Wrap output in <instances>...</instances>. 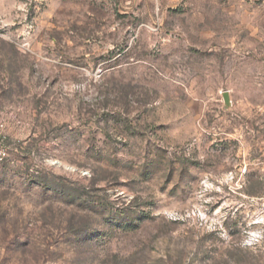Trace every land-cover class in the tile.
<instances>
[{
	"label": "rangeland",
	"instance_id": "374dc122",
	"mask_svg": "<svg viewBox=\"0 0 264 264\" xmlns=\"http://www.w3.org/2000/svg\"><path fill=\"white\" fill-rule=\"evenodd\" d=\"M0 264H264V0H0Z\"/></svg>",
	"mask_w": 264,
	"mask_h": 264
},
{
	"label": "water",
	"instance_id": "95a60500",
	"mask_svg": "<svg viewBox=\"0 0 264 264\" xmlns=\"http://www.w3.org/2000/svg\"><path fill=\"white\" fill-rule=\"evenodd\" d=\"M224 99L226 100V102H228V94H227V92H224Z\"/></svg>",
	"mask_w": 264,
	"mask_h": 264
}]
</instances>
